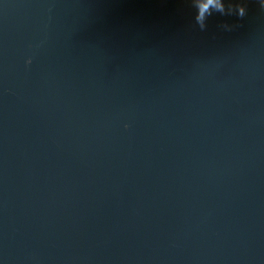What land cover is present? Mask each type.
<instances>
[{"label": "water", "instance_id": "95a60500", "mask_svg": "<svg viewBox=\"0 0 264 264\" xmlns=\"http://www.w3.org/2000/svg\"><path fill=\"white\" fill-rule=\"evenodd\" d=\"M232 2L201 31L189 0H0V264H264V10Z\"/></svg>", "mask_w": 264, "mask_h": 264}, {"label": "clouds", "instance_id": "9594fccd", "mask_svg": "<svg viewBox=\"0 0 264 264\" xmlns=\"http://www.w3.org/2000/svg\"><path fill=\"white\" fill-rule=\"evenodd\" d=\"M260 9L264 10V0H257ZM190 6L195 9L194 23L201 31H205L208 27V19L214 14L223 16L235 15L239 19H244L248 15L246 3H233L232 0H189ZM225 31H231L234 27L230 24L221 26ZM31 59L28 64H31Z\"/></svg>", "mask_w": 264, "mask_h": 264}]
</instances>
